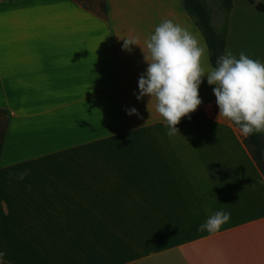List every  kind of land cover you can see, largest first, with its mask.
<instances>
[{
	"label": "crops",
	"instance_id": "crops-1",
	"mask_svg": "<svg viewBox=\"0 0 264 264\" xmlns=\"http://www.w3.org/2000/svg\"><path fill=\"white\" fill-rule=\"evenodd\" d=\"M104 1L105 17L71 0H0V261L264 264V177L217 121L215 86L203 78L201 105L168 136L155 102L136 98L141 49L122 50L165 19L203 36L181 0ZM231 4L224 54L264 63V0ZM217 211L229 221L199 231Z\"/></svg>",
	"mask_w": 264,
	"mask_h": 264
},
{
	"label": "clouds",
	"instance_id": "clouds-1",
	"mask_svg": "<svg viewBox=\"0 0 264 264\" xmlns=\"http://www.w3.org/2000/svg\"><path fill=\"white\" fill-rule=\"evenodd\" d=\"M123 41L122 50L130 52L131 46L139 47L148 65L146 73L138 80L139 94L134 95L137 100L150 97L148 105L155 102V110L163 118L168 136L179 133L176 126L181 119L201 105L199 88L205 77L210 86H215L213 93L219 109L217 121L221 117L229 120L245 137L264 133V63L243 52L236 58L226 50L217 59L216 67H206L207 45L170 19L156 26L143 46L137 36ZM127 114L138 115V112L132 108ZM24 175L26 173L20 174V178ZM229 219L230 213L217 211L198 230L214 234ZM4 255L0 252V257Z\"/></svg>",
	"mask_w": 264,
	"mask_h": 264
},
{
	"label": "trees",
	"instance_id": "trees-1",
	"mask_svg": "<svg viewBox=\"0 0 264 264\" xmlns=\"http://www.w3.org/2000/svg\"><path fill=\"white\" fill-rule=\"evenodd\" d=\"M73 3L81 6L83 9L94 12L83 5L80 0H71ZM218 4V9L222 15V20L219 28H215L211 23V12L208 7L207 0H181L186 13L193 20L199 32L203 36L208 48V59L211 67H216L217 59L224 55V47L227 35V18L231 9V0H215ZM98 13L101 17L106 15L105 1L101 0L98 4ZM0 115H4V121L1 124L0 120V153L3 145L5 131L8 123V114L0 109ZM232 123V122H231ZM232 125L239 130V127ZM240 131V130H239ZM243 142L254 160L257 168L264 177V134L254 133L251 136H243ZM5 263V262H4ZM7 264V263H6Z\"/></svg>",
	"mask_w": 264,
	"mask_h": 264
},
{
	"label": "rangeland",
	"instance_id": "rangeland-1",
	"mask_svg": "<svg viewBox=\"0 0 264 264\" xmlns=\"http://www.w3.org/2000/svg\"><path fill=\"white\" fill-rule=\"evenodd\" d=\"M101 0H80V2L85 5L88 9L98 11V4ZM208 7L211 12V23L217 29L219 28L222 20V15L218 9V4L215 0H207ZM1 124L4 121V115H0ZM0 264H6L0 261Z\"/></svg>",
	"mask_w": 264,
	"mask_h": 264
},
{
	"label": "built area",
	"instance_id": "built-area-1",
	"mask_svg": "<svg viewBox=\"0 0 264 264\" xmlns=\"http://www.w3.org/2000/svg\"><path fill=\"white\" fill-rule=\"evenodd\" d=\"M216 106H217V103H216ZM218 107V106H217Z\"/></svg>",
	"mask_w": 264,
	"mask_h": 264
}]
</instances>
